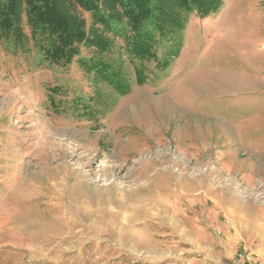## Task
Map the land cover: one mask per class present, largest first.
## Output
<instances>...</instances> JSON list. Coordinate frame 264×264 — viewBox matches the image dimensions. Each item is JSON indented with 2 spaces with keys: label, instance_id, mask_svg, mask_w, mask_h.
Wrapping results in <instances>:
<instances>
[{
  "label": "rangeland",
  "instance_id": "374dc122",
  "mask_svg": "<svg viewBox=\"0 0 264 264\" xmlns=\"http://www.w3.org/2000/svg\"><path fill=\"white\" fill-rule=\"evenodd\" d=\"M117 28L69 63L25 12L0 36V264H264V0L148 22L147 56Z\"/></svg>",
  "mask_w": 264,
  "mask_h": 264
},
{
  "label": "trees",
  "instance_id": "16d2710c",
  "mask_svg": "<svg viewBox=\"0 0 264 264\" xmlns=\"http://www.w3.org/2000/svg\"><path fill=\"white\" fill-rule=\"evenodd\" d=\"M221 5L222 0H0V36H15L14 41H20L25 12L33 32L45 35L47 56L69 63L81 45L94 47L99 53L108 51L111 39L107 33L117 32L118 24L126 21L136 35L132 50L147 56L152 38L145 30L148 22L162 36L173 34L184 28L192 11L206 17ZM79 9L90 13V25ZM98 61L89 65V70L107 76L109 65Z\"/></svg>",
  "mask_w": 264,
  "mask_h": 264
},
{
  "label": "built area",
  "instance_id": "2783aa9c",
  "mask_svg": "<svg viewBox=\"0 0 264 264\" xmlns=\"http://www.w3.org/2000/svg\"><path fill=\"white\" fill-rule=\"evenodd\" d=\"M235 264H261L255 257V252L246 245L240 246L235 255Z\"/></svg>",
  "mask_w": 264,
  "mask_h": 264
},
{
  "label": "crops",
  "instance_id": "0c3cea01",
  "mask_svg": "<svg viewBox=\"0 0 264 264\" xmlns=\"http://www.w3.org/2000/svg\"><path fill=\"white\" fill-rule=\"evenodd\" d=\"M234 264H235V260H234Z\"/></svg>",
  "mask_w": 264,
  "mask_h": 264
}]
</instances>
